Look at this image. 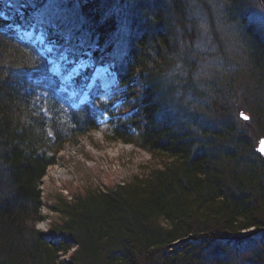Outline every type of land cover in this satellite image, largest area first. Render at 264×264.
Segmentation results:
<instances>
[{"label":"trees","instance_id":"1","mask_svg":"<svg viewBox=\"0 0 264 264\" xmlns=\"http://www.w3.org/2000/svg\"><path fill=\"white\" fill-rule=\"evenodd\" d=\"M224 1L249 64L245 108L264 135V29L249 16L251 0ZM187 9L186 0H0V264H233V252L264 248V155L251 122L214 89H199ZM65 19L81 29L64 56L109 64L130 100L120 112L102 101L94 65L85 81L65 84L49 60L59 53L9 28L35 33L37 24L66 27ZM26 46L34 57L23 55ZM26 58L30 74L20 68ZM107 114L111 140L169 162L108 189L60 196L39 228L49 166Z\"/></svg>","mask_w":264,"mask_h":264},{"label":"rangeland","instance_id":"2","mask_svg":"<svg viewBox=\"0 0 264 264\" xmlns=\"http://www.w3.org/2000/svg\"><path fill=\"white\" fill-rule=\"evenodd\" d=\"M186 1L188 2L186 15L188 26H192L191 30L195 31L194 43H190L189 39L186 41L191 46L194 44L190 52L195 65L191 71L195 75L199 89L201 92L209 90L212 92L220 86L227 97H231L232 91L235 90L246 95L247 92L249 93V88L246 89L244 81L248 78L249 64L239 28L236 22L229 21L228 9L224 7L225 1L192 0L191 5L189 0ZM247 6H249L248 13L251 19L264 29V0H251ZM80 23L75 19L70 21L65 19L67 25L65 34L69 36L77 29L80 31ZM23 34L39 40L43 38L40 32L36 34L32 29L24 30ZM81 59L78 60V62L81 61L80 65L76 64L71 71H76L77 68H81V65L88 64V61ZM62 65L63 63L59 69ZM100 69L101 71H98ZM103 69H105L104 66L95 70L93 74L103 89L101 99L110 103L116 112H120L123 106L125 108L127 103H130V100L126 98L127 89L117 79L118 77H114L116 75L112 67L110 70ZM178 72L187 74L188 70L181 66ZM223 102L225 103V99ZM236 108L239 114L247 115L248 113L250 118L253 117L252 112L246 110L245 104L238 102ZM251 119L252 121H249L251 124L247 122L245 126L249 128L256 141L257 149L264 135L261 130L259 134L255 131V121H253L254 118ZM101 121L99 129L84 134L77 142L67 143L59 153L58 161L49 166L42 185L44 200L47 201L43 208L45 218L38 221L39 228L45 230L52 222L54 215L49 204L54 203L60 196L70 197L78 188L80 190H86L89 187L108 189L119 183L130 182L135 176L147 175L152 169L161 168L169 162L165 155H155L129 142L111 140L110 116L105 115ZM257 150L263 154L259 149ZM57 169H61V172ZM248 250L251 252L246 254L242 251L239 256L233 252L230 256L236 259L233 264H258V255L264 256V248L261 249L256 243H253V249Z\"/></svg>","mask_w":264,"mask_h":264},{"label":"bare ground","instance_id":"3","mask_svg":"<svg viewBox=\"0 0 264 264\" xmlns=\"http://www.w3.org/2000/svg\"><path fill=\"white\" fill-rule=\"evenodd\" d=\"M6 6L3 7L2 11H5ZM37 27H39V30L40 32L42 33V35L44 36V33L48 32V33H51L54 37H53V41L51 42V44H46L44 47H38L37 46V50L40 51V52H44L45 50L43 48H45L47 51L51 52L52 54L54 55H57L59 53L60 55V59L59 61H53V59H49L51 62H53L54 64V67H55V72L58 73L57 75L59 76V79L62 80L63 83L65 84H71V83H78L79 80H81L80 82L82 81H85L87 78L83 77V74L85 72H87L88 70H90L92 67V64H93V61L91 60L90 56H81L80 58H75V56H70V57H65L64 56V53L68 52V49H69V46H68V43H70V41L73 42V35L72 34H69V36H67L65 33H66V27L65 26H61V25H58V26H55V25H39L37 24L36 25ZM9 28L11 29V32L14 31L16 33H22L23 34V29L22 27H19V26H15L14 27H11L9 26ZM8 28V29H9ZM7 29V30H8ZM5 30V32L7 31ZM25 31H28L25 29ZM4 32V34H5ZM57 33H64L62 34L63 36L61 37H55V35ZM9 37V36H8ZM10 38L13 40L14 39V42L16 41L18 43L17 40H15L14 37H9V40ZM59 40H64L63 41V44L59 42ZM191 41L194 42V39H191ZM91 42H93L92 40H86L85 43L86 44H91ZM194 45V44H193ZM27 49H25L23 51V55L25 54H28L26 55V57L28 58V56H30V54L33 55V57L35 56V50L32 51V49L29 50V47H25ZM193 48V47H192ZM26 58V59H27ZM82 58V59H81ZM83 60V61H88V64H86V66H80L81 68H77L76 71H71L73 69V66H76V64H79L80 65V62H78V60ZM60 62V64H58ZM61 63H63L62 65V68L59 69ZM29 65V59H27V61L25 62V60L23 61V64L20 65V68L21 70L24 72L25 69L27 70V66ZM94 65V64H93ZM105 69L103 70H110V67L109 64H96L93 66V70L95 72V70H98L100 67H103ZM29 70V69H28ZM98 71H101L98 70ZM32 71L29 70L28 73L30 74ZM115 75L114 77H118L117 76V72H115ZM119 80V78H117ZM215 94H217V96H219V98H222V99H225V105H230L228 108H232L233 110L236 111V109L238 110V108H236L235 106H237V103H242V104H245V107H246V99L249 98V99H253V98H250V95L249 93H247L246 95H243L242 93H240L239 91H232V94H231V97H227V95L224 93L222 87L218 86L216 88V90L214 91ZM252 96V95H251ZM233 98V99H232ZM233 105V106H231ZM239 107V106H238ZM43 111H45V108L43 107ZM241 115V114H239ZM248 115V116H247ZM247 115L243 114V116H247L248 117V120L247 121H250L252 120L250 117H249V114L247 113ZM242 116V115H241ZM258 149V147H257ZM258 151V150H257ZM58 172H61V169H57Z\"/></svg>","mask_w":264,"mask_h":264},{"label":"snow or ice","instance_id":"4","mask_svg":"<svg viewBox=\"0 0 264 264\" xmlns=\"http://www.w3.org/2000/svg\"><path fill=\"white\" fill-rule=\"evenodd\" d=\"M241 115H242V118H243V119H248L247 116H243V114H241ZM261 144H264V141H261ZM260 151H261V152H264V148H261Z\"/></svg>","mask_w":264,"mask_h":264},{"label":"water","instance_id":"5","mask_svg":"<svg viewBox=\"0 0 264 264\" xmlns=\"http://www.w3.org/2000/svg\"><path fill=\"white\" fill-rule=\"evenodd\" d=\"M261 141H264V137L262 138V140ZM261 148H264V144H261V142H260V144H259V150L261 149ZM263 154H264V152H262Z\"/></svg>","mask_w":264,"mask_h":264}]
</instances>
